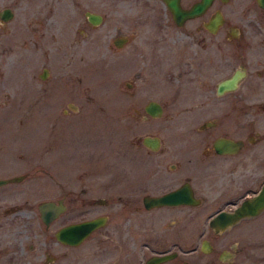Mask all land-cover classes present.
I'll use <instances>...</instances> for the list:
<instances>
[{
  "label": "rangeland",
  "instance_id": "obj_1",
  "mask_svg": "<svg viewBox=\"0 0 264 264\" xmlns=\"http://www.w3.org/2000/svg\"><path fill=\"white\" fill-rule=\"evenodd\" d=\"M79 1L103 13V23L93 31L83 27L82 7L75 9L71 21L70 0H35L36 8L31 7L37 12L32 14L21 8L23 0H0V5L15 11L5 32L0 28V162H9L0 163V168L57 179L59 196L65 193L75 199L70 206L75 205L76 219L81 218L80 204L87 201L86 216L108 218L60 264H142L151 253L170 251L177 252V259L163 264H181V260L186 264H264V213L214 235L207 220L219 209L215 202L182 207L178 239V227L162 228V218L173 211L154 214L152 231L150 214L132 212L130 204L139 206L140 195L151 187V163L158 158L142 145V137H159L157 151L168 152L167 161L179 157L184 127L211 113L208 109L198 116L194 109L185 122L184 109L210 103L211 92L166 91L159 80L149 85L152 80L146 70L134 81L135 91L126 90L123 82L143 65L136 58L134 43L116 50L108 47V39L118 23L125 33L131 32L140 4L128 10L116 5L117 0ZM237 10L233 22L238 25L254 12L251 5ZM37 20L40 24L32 23ZM102 31H107L104 37ZM219 40L217 77L209 73L214 81L232 67L226 63L230 48ZM248 67L247 78H254L253 65ZM42 68L48 69L44 80L38 78ZM150 100L162 106L160 117L145 114L143 106ZM94 199L106 204L93 203ZM203 239L210 243L211 252L199 250ZM223 253L231 256L220 258Z\"/></svg>",
  "mask_w": 264,
  "mask_h": 264
},
{
  "label": "flooded vegetation",
  "instance_id": "obj_2",
  "mask_svg": "<svg viewBox=\"0 0 264 264\" xmlns=\"http://www.w3.org/2000/svg\"><path fill=\"white\" fill-rule=\"evenodd\" d=\"M33 1L35 2L23 0L24 6L21 8H25V13L37 12L33 9L36 8ZM117 1L116 5L125 6L128 10H131L132 5L140 4L138 9L135 8L137 21L133 23L131 32L125 33L123 25L118 23L113 25L108 39V47L116 50L134 43L136 58L143 65L134 73L135 76L123 82L126 90L135 91L134 81L141 76V70H146L152 80L149 85L156 84L159 80L166 91L211 92L210 103H194L184 109L185 122H189L190 112L194 109L198 116L208 109L211 113L202 115L193 125L184 127L182 155L171 157V161H167L170 154L157 151L161 143L159 137L157 150L147 148L151 154L158 156L151 163V187L140 195V201L137 202V205L140 202L139 206L130 204L133 213L144 211L150 214V231L156 222L154 214L173 211L172 215L162 218V228L178 227L177 237L180 239L182 207H196L205 201L215 202L219 209L209 220L220 211L232 210L264 185V0H210L203 10L181 18L179 23L174 20L173 11L166 0ZM200 1L175 0V5L180 12H186ZM70 4L71 21L75 17V9L82 7L85 29L93 31L103 23V13L87 8L84 1L70 0ZM230 4L237 8L251 5L254 12L247 14L249 17L244 19L245 23L238 25L233 22L237 19L238 10ZM5 9L8 10L6 18L3 13ZM91 14L99 16L97 24L90 21ZM14 15L12 7L0 5L2 32H5L4 26L8 25ZM32 23L40 24V21ZM26 26L27 18H24L20 27L24 31ZM106 33L107 31H102L101 36L104 37ZM220 37L221 42H225L230 48L231 55L226 63H231L232 67L224 77L214 81L213 77H217L219 67ZM114 42L122 44L116 46ZM249 63L253 65L254 78H247L250 72ZM237 71L241 75L235 88L217 93L219 81ZM209 73L213 77H209ZM47 74L48 69L42 68L38 78L44 80ZM0 163L9 165L8 161ZM21 170L0 168V180H7L0 183V264H60L66 257L68 259L69 251L72 252L73 248L102 228L108 218L106 215L86 216L89 213L85 208V205H89L87 201L80 204L82 211L78 215L81 218L76 219L73 209L75 205L70 206L75 199L65 193L59 196L57 179L36 178L35 173ZM15 177L19 179L12 180ZM182 188L190 191L196 205L181 203L146 209L142 203L145 196L158 197ZM92 202L106 204L102 199H94ZM43 204H51V208L44 210ZM100 216L105 218L104 225L90 232L79 244L73 245L60 240L61 228ZM210 232L220 235L225 231L219 234L212 230ZM208 244L211 252L212 247L209 242ZM162 254H171L172 258L169 260L177 259L178 256L176 251L154 252L142 264L151 255ZM229 255L231 256L230 253H223L220 258ZM181 264L186 263L181 260Z\"/></svg>",
  "mask_w": 264,
  "mask_h": 264
},
{
  "label": "water",
  "instance_id": "obj_3",
  "mask_svg": "<svg viewBox=\"0 0 264 264\" xmlns=\"http://www.w3.org/2000/svg\"><path fill=\"white\" fill-rule=\"evenodd\" d=\"M210 2V0H201L196 4L191 10L180 12L176 5L175 0H166L168 7L173 11V17L176 23H179V20L197 14ZM4 17H8V10H3ZM95 17V18H93ZM89 19L93 24H97L99 20L98 15H89ZM124 41V39H123ZM116 46H120L122 42H114ZM240 73L237 71L232 76L225 78L219 81L217 85V93L221 94L222 92L229 91L235 88L237 81L240 79ZM143 110L151 118H158L162 113V108L159 103L156 101H148ZM143 146L149 150L155 151L159 147V139L156 136H144L141 139ZM18 177H15L12 180H17ZM7 180H0V183H5ZM142 203L146 209L157 206L164 205H176V204H191L196 205V201L192 199L190 191L187 189H178L172 192L165 193L158 197H148L145 196L142 199ZM44 210H49L51 204H43ZM61 210V206H59ZM59 210V211H60ZM264 212V185L260 190L252 195L249 198L243 200L240 204L234 207L230 211H220L213 215L208 220V227L215 234L222 233L233 226L239 224L242 220H247L256 216H259ZM105 218L103 216L95 217L92 219L84 220L81 222L69 224L59 231L60 240L73 245L79 244L90 232L100 228L104 225ZM200 250L203 253H208L210 251V246L206 240H203L200 243ZM230 256V255H229ZM172 258L171 254H162V255H152L144 264H161Z\"/></svg>",
  "mask_w": 264,
  "mask_h": 264
}]
</instances>
